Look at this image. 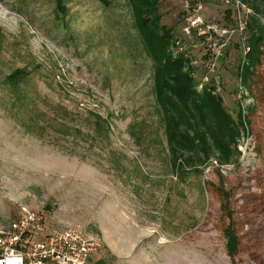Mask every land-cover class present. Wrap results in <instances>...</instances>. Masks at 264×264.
Instances as JSON below:
<instances>
[{
	"label": "rangeland",
	"instance_id": "rangeland-1",
	"mask_svg": "<svg viewBox=\"0 0 264 264\" xmlns=\"http://www.w3.org/2000/svg\"><path fill=\"white\" fill-rule=\"evenodd\" d=\"M157 1L179 34L182 0ZM141 43L127 0H0V223L26 205L51 229L79 226L101 240L91 264H232L231 222L235 264H264V41L235 153L193 167L171 163ZM231 51L221 98L237 121Z\"/></svg>",
	"mask_w": 264,
	"mask_h": 264
},
{
	"label": "trees",
	"instance_id": "trees-1",
	"mask_svg": "<svg viewBox=\"0 0 264 264\" xmlns=\"http://www.w3.org/2000/svg\"><path fill=\"white\" fill-rule=\"evenodd\" d=\"M242 1L253 12L247 23L251 51L247 66L243 67L242 82L254 96L255 66L259 62L260 47L264 41V32L258 25L259 16L264 15V0ZM127 2L141 44L152 60L153 91L161 110L171 163L174 166L178 165L177 161L186 162L190 166L198 163L201 165L214 153L219 161H229L235 153L240 128L249 120L239 114L237 121H234L220 96L212 95L210 90L198 92L195 89L187 60L173 54V31L161 23L157 0ZM24 75L23 70H16L7 81L16 85ZM225 237L228 256L232 264H235L233 257L238 250L239 237L231 222L226 228Z\"/></svg>",
	"mask_w": 264,
	"mask_h": 264
},
{
	"label": "built area",
	"instance_id": "built-area-1",
	"mask_svg": "<svg viewBox=\"0 0 264 264\" xmlns=\"http://www.w3.org/2000/svg\"><path fill=\"white\" fill-rule=\"evenodd\" d=\"M226 9L215 16L204 15L205 0H182L183 22L179 34L173 33L172 51L187 60L195 89L210 90L222 96L225 53L238 51L235 85L231 92L240 104L243 119L253 95L243 81L251 48L248 44L247 23L252 9L242 0H219ZM194 53L201 56L198 61ZM250 101L244 105L242 101ZM248 104V106H247ZM242 105V107H241ZM102 247L101 240L81 229L68 226L51 229L42 215L26 205L18 207L16 216L6 225L0 223V264H91Z\"/></svg>",
	"mask_w": 264,
	"mask_h": 264
}]
</instances>
